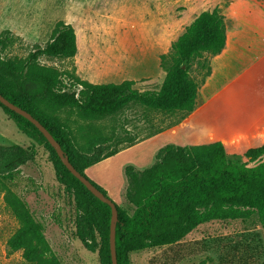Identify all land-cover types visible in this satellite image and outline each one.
<instances>
[{
	"label": "trees",
	"instance_id": "16d2710c",
	"mask_svg": "<svg viewBox=\"0 0 264 264\" xmlns=\"http://www.w3.org/2000/svg\"><path fill=\"white\" fill-rule=\"evenodd\" d=\"M10 35L9 29L0 32V52ZM225 41L224 15L214 7L200 12L170 43L169 51L159 55L165 75L158 89L140 91L128 79L92 83L72 72H66L70 82L65 83L57 69L38 62L42 56L72 58L76 54L73 26L58 20L45 44L35 43L26 57L3 58L0 53V93L35 117L57 140L70 163L110 198L84 170L165 127L143 137H116L113 145L109 143L111 138L101 137L84 149L56 110L69 107L83 118L100 119L139 104L163 113L179 111L185 117L198 106L199 88L211 73L210 57L221 52ZM0 106L15 118L20 130L40 138L48 148L56 180L73 200L75 238L97 253L98 264H112L110 206L66 168L34 124L3 104ZM34 153L16 143L0 144V180L13 182L20 167L34 159ZM244 155L246 161H234L221 140L190 145L167 143L157 149L146 167L125 164L122 202L127 207L110 198L117 207V264H131V252L176 245L199 225L211 221L238 220L247 229L256 226L264 243V142L246 148ZM4 200L19 222L7 240L8 250L20 251L29 264H62L28 203L9 189ZM251 247L245 245L243 249Z\"/></svg>",
	"mask_w": 264,
	"mask_h": 264
},
{
	"label": "rangeland",
	"instance_id": "374dc122",
	"mask_svg": "<svg viewBox=\"0 0 264 264\" xmlns=\"http://www.w3.org/2000/svg\"><path fill=\"white\" fill-rule=\"evenodd\" d=\"M228 2L229 0H0V32L9 29L12 33L0 53L3 58L26 57L35 43L45 44L56 21H64L67 15H71L79 51L88 52L87 64L94 60L93 74L102 73L99 83H118L120 78H106L105 73H111L113 69L138 68L133 63L129 66L121 65L118 62L120 58L141 59L150 58L155 52L159 55L167 53L170 43L200 12L214 7L222 12ZM72 60L42 56L38 62L57 69L62 81L69 83L66 72L76 74ZM161 79L162 75L159 73L146 81V85L134 87L140 91L158 89ZM211 109L213 111L212 101L202 109L201 142H195L197 132L185 126L152 140L143 149L136 147L134 150L141 148L145 154L157 143L161 147L167 143L190 145L215 140V120L212 112L208 115ZM56 114L69 126L76 142L84 149L101 137L111 138L109 143L113 145L116 137H143L159 127L168 129L180 126L184 116L179 111L163 113L139 104H131L113 117L100 119L83 118L76 109L69 107L57 109ZM263 142L264 135L252 139L240 138L239 141L227 139L226 150L234 161L244 162L246 148L260 146ZM13 143L33 149L35 156L32 161L20 167L13 182L0 180V264H29L22 258L20 251L11 252L7 247L8 238L19 225L4 200L7 189L28 203L37 220L44 226L45 238L52 252L62 264H98L97 253L87 250L74 236L73 200L56 180L48 148L40 138L20 130L15 118L0 106V144ZM134 150L100 168L110 170L115 181L119 178L123 180L120 164L132 163L136 153ZM153 159L152 156L149 162L142 165L151 164ZM96 168L93 167L86 176L100 185L94 177ZM120 189L121 186L108 195L113 201L127 207L121 201ZM245 245L254 248L243 249ZM129 258L131 264H264V243L260 229L256 226L247 229L238 220L211 221L199 225L176 245L131 252Z\"/></svg>",
	"mask_w": 264,
	"mask_h": 264
},
{
	"label": "crops",
	"instance_id": "0c3cea01",
	"mask_svg": "<svg viewBox=\"0 0 264 264\" xmlns=\"http://www.w3.org/2000/svg\"><path fill=\"white\" fill-rule=\"evenodd\" d=\"M221 13L224 14L226 41L221 52L210 57L211 73L199 88L198 106L182 118L180 126L175 125V127L165 129L121 149L116 154L104 158L84 170L86 174L93 167H97L94 177L107 191V194L112 191L116 192L121 186L120 198L122 201L124 176L123 180L119 178L118 181H115L110 170L100 168L105 163L128 151H133L136 147H145L152 140L185 126L195 130L197 137L194 141L201 142V115H204L202 109L208 105L209 101H212L213 111L209 110L208 115L212 112L215 120L213 130L215 140H221L226 144L227 139L239 141L240 138L249 139L251 137L252 139L258 135H264V0H229ZM71 17V15H67L64 21L71 24ZM76 44L77 51L72 57L76 75L89 82L99 83L102 73L93 74L94 65L92 62L94 60L87 64L88 52L79 51L77 37ZM118 62L123 66L133 63L138 68L136 70L113 69L111 73H105L106 78H120L119 82L125 79L133 80V86H142L159 73L162 75L161 80L165 75L159 66V54L156 52L150 58H120ZM215 140L213 139V141ZM157 144L150 149L149 153L146 152V155L142 151L143 148L134 150L136 153H134L135 156H133L131 164L138 168L146 167L147 165L143 166L142 164L149 162L152 156L154 158L155 152L160 147ZM148 156L149 158H146ZM125 164L127 163L120 164L121 170ZM118 201L120 200L118 199Z\"/></svg>",
	"mask_w": 264,
	"mask_h": 264
},
{
	"label": "water",
	"instance_id": "95a60500",
	"mask_svg": "<svg viewBox=\"0 0 264 264\" xmlns=\"http://www.w3.org/2000/svg\"><path fill=\"white\" fill-rule=\"evenodd\" d=\"M0 103L9 108L10 110L16 112L17 114L25 117L44 135L49 144L55 149L58 157L61 159L66 168L82 182L86 188L98 199L107 203L111 209L110 217V229H109V248L111 254L112 264H117L115 255V222L117 219V207L115 203L110 199L105 197V195L93 185L85 176H83L69 161L68 157L64 154L63 149L57 140L52 136V134L28 111L24 110L20 106L9 101L0 93Z\"/></svg>",
	"mask_w": 264,
	"mask_h": 264
}]
</instances>
